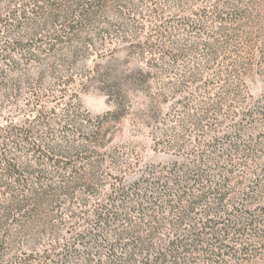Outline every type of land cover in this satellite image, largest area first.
I'll return each mask as SVG.
<instances>
[{"label": "rangeland", "instance_id": "374dc122", "mask_svg": "<svg viewBox=\"0 0 264 264\" xmlns=\"http://www.w3.org/2000/svg\"><path fill=\"white\" fill-rule=\"evenodd\" d=\"M106 1L92 24L68 40L64 37L67 28L63 23L49 20L50 11L37 18L27 17L29 6L36 8L37 3L0 0V44L31 39L28 45L47 48L57 43L47 56L39 54V62L26 64L15 53L18 72L11 75L7 70L4 74L8 80L19 76L20 94L14 97L11 88L0 91V126L8 110L13 109L14 99L20 97L18 101L23 105L38 85L45 88L48 96L53 94L47 108L54 105L52 99L66 85L78 92L79 101L82 93L94 86L107 94L115 110L97 117L104 125L99 136L104 147L98 150L103 165L94 180L89 177L93 184L88 191L77 186L71 197L60 202L75 208L79 202L88 207L96 201H105L115 178L124 176L125 183H132L145 165L171 160L168 155L154 151L153 138L161 136L165 129L170 134L174 129L177 131L181 119L205 114L207 118L201 123L206 126L203 130L206 133L212 122L222 124V131L232 125L218 148L223 143V149L229 148L231 142L239 150L234 154L226 151L218 158L223 177H215V184L229 191L232 201L225 206L226 211L247 209L246 215L256 223L249 230L248 249L231 259L224 256L218 264H264V0H240L238 4L231 0ZM61 3L55 2L56 8ZM216 5L222 6L219 10L223 14L233 15L235 8H241L251 15L238 21L226 16L219 22L210 13L201 21L197 19L205 7ZM17 8V18L9 19ZM69 23L73 24L66 22ZM36 31L39 34L33 37ZM205 43L214 48L215 56L206 53ZM132 65L135 66L127 68ZM140 71L147 76H139ZM112 78L127 79V83L123 82L121 91L113 86L110 89L108 83ZM87 99L90 105L98 102L95 96ZM59 108L57 105V112ZM250 108L254 114L245 115ZM62 116L61 112L55 125L63 121ZM24 117L21 114L17 120ZM54 127L51 124L47 128ZM44 130H38L35 134L38 136L32 140L41 137L49 142L62 141L56 128L48 138ZM203 131L193 126L185 131L186 137L192 136V146L198 145ZM60 148H66V144ZM87 153L72 155L67 169L54 164V160L40 158L41 165L37 166L44 170L40 179H48L49 184L61 180V175L69 177L71 169L87 167L85 162L90 155ZM18 155L20 162L34 163L30 154ZM1 176H4L2 169Z\"/></svg>", "mask_w": 264, "mask_h": 264}, {"label": "trees", "instance_id": "16d2710c", "mask_svg": "<svg viewBox=\"0 0 264 264\" xmlns=\"http://www.w3.org/2000/svg\"><path fill=\"white\" fill-rule=\"evenodd\" d=\"M28 2L38 4L36 8L29 6L28 18L50 11L51 23H63L67 28L64 37L70 40L92 24L107 1ZM55 2L64 3L57 9ZM221 7H205L197 19L201 21L210 13L219 22L226 16L238 21L251 15L241 8H235L233 15L223 14ZM15 11L18 8L9 19L17 18ZM37 34L38 31L32 36ZM30 40L0 44V91L11 88L14 97L20 94L22 81L18 75L8 80L4 73L18 72L15 53L29 64L39 62V54L47 56L57 47V43L47 48L28 45ZM204 48L208 55H216L210 44L205 43ZM138 75L145 78L147 73L140 71ZM121 79L112 78L108 83L110 89L113 86L121 91L123 82L127 83V79ZM66 86L52 99L55 103L51 108L47 104L53 94L48 96L41 85L30 91L31 96L23 105L18 101L20 97L14 99L13 109L8 110L0 126V169L4 175L0 177V187H5L0 191V264H218L224 256L231 259L248 249L249 230L255 220L248 218L247 209L226 211L225 206L232 201L229 191L215 184V177H223L218 158L226 151L234 154L239 150L231 142L229 148L223 149L224 143L218 148L232 125L223 132L222 124L212 122L206 133L203 131L206 126L201 123L207 118L205 114L181 119L177 131L174 129L170 134L165 129L161 136L153 138L154 151L168 155L171 160L145 165L132 183H125L124 176L115 178L105 201H96L88 207L79 202L75 208L60 203L71 197L77 186L88 191L104 161L98 155V150L104 147L99 140L104 126L101 118L92 120L81 109L78 92ZM57 105L61 106L60 112L56 111ZM61 112L63 121L55 125ZM21 114L25 117L19 121ZM251 114L254 111L250 108L245 115ZM51 124L63 138L61 142L41 137L32 140L40 129H45L47 138L51 137L53 129L47 128ZM192 126L203 131L197 146H192V136L185 134ZM89 127L93 128L87 131ZM63 144L66 148L61 149ZM21 152L30 154L34 163L20 162ZM80 153L90 154L88 157L92 159L87 157V167L71 169L69 177L61 175V180H53L55 183L47 184L48 179H40L44 170L37 166L39 160H54V164L67 169L71 156ZM242 229L245 231L241 232Z\"/></svg>", "mask_w": 264, "mask_h": 264}, {"label": "clouds", "instance_id": "9594fccd", "mask_svg": "<svg viewBox=\"0 0 264 264\" xmlns=\"http://www.w3.org/2000/svg\"><path fill=\"white\" fill-rule=\"evenodd\" d=\"M133 66L135 65L127 68L131 69ZM89 96H95L98 101L97 104L90 105L87 99ZM80 102L82 109L89 115L92 120H95L97 117H102L108 111L115 110V106L109 103L107 94L100 92L95 86L87 89L82 93Z\"/></svg>", "mask_w": 264, "mask_h": 264}]
</instances>
